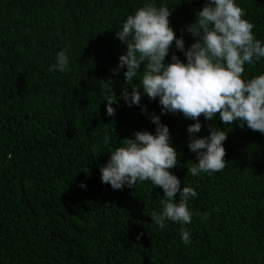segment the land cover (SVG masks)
Listing matches in <instances>:
<instances>
[{
	"label": "trees",
	"instance_id": "1",
	"mask_svg": "<svg viewBox=\"0 0 264 264\" xmlns=\"http://www.w3.org/2000/svg\"><path fill=\"white\" fill-rule=\"evenodd\" d=\"M142 2L0 0V264H264V133L232 122L223 170L194 177L187 173L197 162L187 127L195 121L161 113L159 98L145 94L129 106L121 96L131 86L124 69L112 72L126 50L115 32ZM157 2L169 6L171 26L190 46L195 38L186 26L205 0ZM237 3L264 42V0ZM62 49L71 70L50 72ZM173 52L186 61L175 48L167 61ZM260 72L264 58L245 65L246 77ZM109 80L119 98L113 116L102 99ZM153 112L169 126L179 153L170 171L197 191L188 202L192 223L184 225L191 245L181 241L178 223L160 229L152 222L162 187L145 181L114 190L101 182L110 151L137 130L155 132ZM199 119L197 136L209 135V125L228 128L218 113Z\"/></svg>",
	"mask_w": 264,
	"mask_h": 264
},
{
	"label": "clouds",
	"instance_id": "2",
	"mask_svg": "<svg viewBox=\"0 0 264 264\" xmlns=\"http://www.w3.org/2000/svg\"><path fill=\"white\" fill-rule=\"evenodd\" d=\"M171 13L166 3L157 0H143L141 6L129 13L115 32L126 44V50L112 72L118 75L124 69L125 84L131 86V91L126 86L121 96L129 106L140 105L146 94L150 99L159 98L161 113L179 112L195 121L187 127V146L196 154L197 162L187 167V173L194 177L201 173L210 175L225 167L223 142L232 122L264 133V72L245 76V65H255L264 58V42L256 37L254 24L245 18L237 0H205L202 9L195 13V22L186 26L195 38L187 48L183 34L177 36L170 24ZM171 48L182 52L186 61L175 52L167 61ZM48 70H71L66 49L56 53ZM134 78L139 83H133ZM110 83L102 82V99L107 101L106 114L113 116V103H118L119 98ZM217 113L228 128L209 125V135L197 136L202 127L201 114L210 120ZM150 120L155 125L154 133L137 130L109 152V159L99 169L101 182L114 190L132 188L145 181L154 188L162 187L160 208L149 213L151 220L160 229H166L169 221L178 223L181 241L191 245V232L184 225L192 223L188 202L197 196V191L190 185L181 186V180L170 171L178 165L179 153L171 142L169 126L155 112ZM111 139L106 132L105 143ZM90 150L94 156L98 154L95 146ZM80 187L86 184L81 182ZM202 215L207 219L209 213Z\"/></svg>",
	"mask_w": 264,
	"mask_h": 264
}]
</instances>
